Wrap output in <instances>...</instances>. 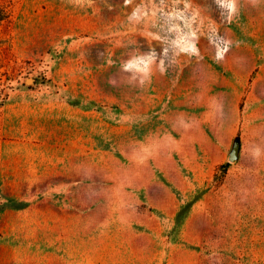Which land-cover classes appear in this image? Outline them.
Segmentation results:
<instances>
[{"label": "rangeland", "instance_id": "1", "mask_svg": "<svg viewBox=\"0 0 264 264\" xmlns=\"http://www.w3.org/2000/svg\"><path fill=\"white\" fill-rule=\"evenodd\" d=\"M11 8L0 264H264V0Z\"/></svg>", "mask_w": 264, "mask_h": 264}, {"label": "trees", "instance_id": "2", "mask_svg": "<svg viewBox=\"0 0 264 264\" xmlns=\"http://www.w3.org/2000/svg\"><path fill=\"white\" fill-rule=\"evenodd\" d=\"M12 0H0V104H3L6 93L5 88L6 85L4 83V75L7 74L5 66L7 65V54L5 51V47L7 45V39L2 35V26L8 21L12 14L11 8Z\"/></svg>", "mask_w": 264, "mask_h": 264}, {"label": "water", "instance_id": "3", "mask_svg": "<svg viewBox=\"0 0 264 264\" xmlns=\"http://www.w3.org/2000/svg\"><path fill=\"white\" fill-rule=\"evenodd\" d=\"M29 82H32V78L28 79ZM238 151H239V145L236 144L233 151L231 152L230 159L231 160H236L238 157Z\"/></svg>", "mask_w": 264, "mask_h": 264}]
</instances>
